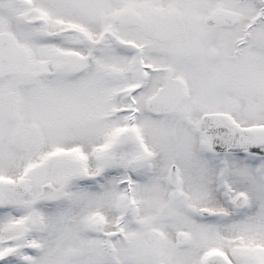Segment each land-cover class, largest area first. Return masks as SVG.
Listing matches in <instances>:
<instances>
[{"label": "snow or ice", "instance_id": "1", "mask_svg": "<svg viewBox=\"0 0 264 264\" xmlns=\"http://www.w3.org/2000/svg\"><path fill=\"white\" fill-rule=\"evenodd\" d=\"M0 264H264V0H0Z\"/></svg>", "mask_w": 264, "mask_h": 264}]
</instances>
